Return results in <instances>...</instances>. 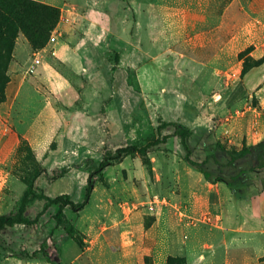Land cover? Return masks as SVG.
<instances>
[{"label":"rangeland","instance_id":"1","mask_svg":"<svg viewBox=\"0 0 264 264\" xmlns=\"http://www.w3.org/2000/svg\"><path fill=\"white\" fill-rule=\"evenodd\" d=\"M35 1L61 16L44 48L33 49L23 35L14 45L0 105V215L14 210L35 171L46 195L81 203L106 149L170 138L105 169L86 207L65 210L82 246L51 208L38 226L0 235V264H196L201 257L199 264H217L209 245L230 257L264 255V212L254 217L223 183L209 187L183 161L174 128L159 130L163 122L184 124L194 146L200 131L218 139V124L264 112V0ZM69 44L77 49L59 51L63 63L53 68L52 48ZM236 103L245 106L232 111ZM222 136L228 147H242L227 129ZM257 195L252 187L247 201ZM42 245L50 261L25 255Z\"/></svg>","mask_w":264,"mask_h":264},{"label":"trees","instance_id":"2","mask_svg":"<svg viewBox=\"0 0 264 264\" xmlns=\"http://www.w3.org/2000/svg\"><path fill=\"white\" fill-rule=\"evenodd\" d=\"M61 13L58 8L39 3L35 0H0V105L4 102L2 91L8 82L7 70L12 60L14 45L20 35H23L33 49L40 50L45 47L56 28ZM114 69V68H113ZM173 127V136L180 140L183 150V161L198 170L205 181L210 184H225L237 201H247L251 195V188L257 189V194L264 192V140L251 146L243 144L241 148L228 147L215 138L209 130L200 131V138L191 146L195 133L181 123L163 122L159 130ZM170 136L161 140H151L145 145L136 144L121 147L111 152L106 149L102 161L93 165L84 194L83 202H75L68 194L51 197L36 184L40 172L35 171L29 178L26 188L17 201L15 208L8 214L0 215V235L18 226L34 228L39 225L42 217L51 208L57 211L53 215L56 224L63 228L66 235L73 239L78 246H82V236L75 225L67 218L65 210L68 208L73 213L82 211L88 204L95 187L97 178H101L103 171L114 164L121 163L125 158L134 155L146 156L152 148L166 144ZM208 144H213L209 153H205ZM195 155H203L198 159ZM63 170L58 178L66 175ZM262 180V185L257 186V180ZM35 203H43L42 209L33 218L28 215L29 209ZM35 260L40 256L50 261L49 254L44 245L28 255Z\"/></svg>","mask_w":264,"mask_h":264},{"label":"crops","instance_id":"3","mask_svg":"<svg viewBox=\"0 0 264 264\" xmlns=\"http://www.w3.org/2000/svg\"><path fill=\"white\" fill-rule=\"evenodd\" d=\"M38 1H41L43 3H48L49 2L47 0H38ZM48 4L51 5V2L48 3ZM53 6H55V5H53ZM60 38H62V37H60ZM56 43H57V41L54 44H56ZM75 49H77V45H72L71 46V44H69V46L65 45V46L61 47L60 49H58V50L57 49L55 50V48H52V53H51L50 57L52 58L51 60H52L53 68L55 66L59 67L58 64L63 63V61L61 60L60 56H58L59 55V51H60V53L66 52V54H67L68 52L74 51ZM81 54H83V53H81ZM76 55H78V52H77ZM84 56H85V60H86L88 55L84 54ZM64 62H65V60H64ZM41 64H42V61H40L39 65H41ZM47 73H49V71L46 68L44 70V72L43 73H39L38 77H36V78L37 79L38 78L45 79L44 75L47 74ZM36 78H34V80H37ZM263 80H264V75L262 76V79L259 82H262ZM254 87H252L251 89H253ZM21 88H20V90H21ZM32 92L39 94V90H37L36 88H32ZM260 92H261V90H259L257 92V94L260 95L259 94ZM244 106H245L244 103H236L232 107V111H236L237 109H241ZM42 111H43V108H42ZM39 116H41V114H39ZM42 121L38 120V119H35L33 121V123H36V125H39V124H42ZM226 129L232 134V136H233V138L235 140L234 141V147H236V145H237V147L238 146H242V144H246L247 146L255 145V144H257V143H259V142L264 140V112L259 113L258 116L250 113V114H248V115H246V116H244L242 118H239V117L233 118L228 123L223 122L222 124H218V126L216 127V130H215L218 139H220V137H223L222 133ZM206 184L209 187H214L216 189H220V184H210L208 182ZM213 197H214L215 200H219V206H221L222 205V199L220 198V196L212 195V198ZM246 203H247L246 207H250V209L253 210V216L254 217L257 216V215H260L262 212H264V192L261 193L260 195L255 196L251 200L246 201ZM218 209H219V207H218ZM259 232L264 234V229L259 230ZM206 247L210 248V253H209L210 259L213 260L214 263L218 262L217 264H261V260L264 258V255H256L255 257L253 256L254 258H252L250 256H247V255H246V257L239 256V255H234V256L230 257V253H228V250H226L225 248L223 250V246H220V247H217V248H212V246L209 245V246H206ZM220 250L224 251V253H222ZM218 254L219 255L223 254L224 258L219 260L218 259ZM204 258L205 257L199 258L197 260L196 264H199L200 262H202V260H204ZM238 258L240 259L239 261L237 260ZM125 264H126V262H125ZM155 264H157V263L155 262Z\"/></svg>","mask_w":264,"mask_h":264},{"label":"built area","instance_id":"4","mask_svg":"<svg viewBox=\"0 0 264 264\" xmlns=\"http://www.w3.org/2000/svg\"><path fill=\"white\" fill-rule=\"evenodd\" d=\"M51 41H54V38L53 37H51ZM35 62H36V64H39L40 63V60L39 59H36Z\"/></svg>","mask_w":264,"mask_h":264}]
</instances>
